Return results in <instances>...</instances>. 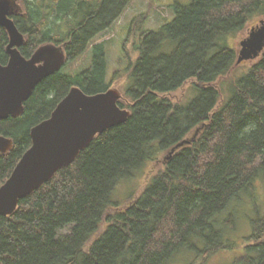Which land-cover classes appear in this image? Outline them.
<instances>
[{"label": "trees", "instance_id": "16d2710c", "mask_svg": "<svg viewBox=\"0 0 264 264\" xmlns=\"http://www.w3.org/2000/svg\"><path fill=\"white\" fill-rule=\"evenodd\" d=\"M20 2L23 12L12 18L26 39L22 55L29 59L54 43L64 48L66 67L132 0ZM259 17L264 0H193L157 30H145L144 20L135 19L128 39L136 57H126L123 69L128 105L119 102L131 116L98 135L73 164L22 199L14 214L0 217V264H179L188 258L187 264H208L234 250L221 222L264 185V54L225 98L224 82L238 60L227 43ZM8 43L0 28L2 65L9 61ZM111 82L106 47L97 44L90 68L46 78L20 117L0 119V135L14 142L11 152L0 154V188L31 148V130L72 88L95 95L110 90ZM187 85L194 99L171 97ZM185 140L190 145L165 158L141 195L120 210L113 202L116 188ZM256 213L233 264H264V216Z\"/></svg>", "mask_w": 264, "mask_h": 264}, {"label": "water", "instance_id": "95a60500", "mask_svg": "<svg viewBox=\"0 0 264 264\" xmlns=\"http://www.w3.org/2000/svg\"><path fill=\"white\" fill-rule=\"evenodd\" d=\"M23 12L17 0H0V28L8 36L7 65L0 64V119L20 117L25 103L46 78L62 70L67 62L64 48L48 43L26 58L20 47L26 42L13 16ZM237 64L256 61L264 54V20L252 27L241 41ZM118 90L88 95L81 88L71 89L51 117L31 130L32 146L23 155L7 182L0 188V217L14 214L22 199L48 183L61 169L73 164L98 135L126 123L131 112L119 106ZM185 140L177 150L190 145ZM14 149L12 139L0 135V154Z\"/></svg>", "mask_w": 264, "mask_h": 264}, {"label": "rangeland", "instance_id": "374dc122", "mask_svg": "<svg viewBox=\"0 0 264 264\" xmlns=\"http://www.w3.org/2000/svg\"><path fill=\"white\" fill-rule=\"evenodd\" d=\"M18 4L22 6L20 0ZM193 0H132L123 15L110 27L107 31L99 35L88 48L86 53L78 58L73 63L68 64L62 70L66 73H79L92 65V49L97 44H104L106 47L107 62H108V82L112 81L113 75L120 72L118 80L111 82V89L118 90L122 95L121 101L128 105L125 98V91L129 85L127 74L123 72L126 69V57L135 54L133 49L132 40L128 39L130 28L135 19L142 18L145 22L143 29L157 30L165 24L173 22L176 17V8L189 7ZM263 17L256 18L244 33H240L228 39L227 47L238 51L241 49V41L248 35L249 30L259 24ZM136 31V30H135ZM133 60V61H134ZM254 61L243 62L237 64L232 70L229 77L223 83L224 96H230L231 86L234 81L240 79L246 74L249 68L253 65ZM118 70V71H117ZM122 70V71H120ZM222 84V83H221ZM192 86L187 85L183 89L174 93L171 97L176 101H189L195 98V93L192 91ZM229 98V97H228ZM128 110L127 108H125ZM164 154L159 161L150 163L145 170L137 172V174L130 180L123 181L115 190L113 194V202L119 204L120 210L127 207L132 201L131 197L134 195L135 199L138 198L146 185L151 181L154 174L161 169L164 160L167 157ZM259 195L247 203L244 207L232 211L223 218L220 228L226 233V240L234 245V250L223 251L214 256L208 264H233L239 256L241 249L246 245V239L252 234V225L250 220L256 219L259 211L261 217L264 216V185H258ZM133 200V199H132ZM112 211H115L112 210ZM225 223V224H224ZM191 260L181 259L179 264H187ZM177 264V262H176Z\"/></svg>", "mask_w": 264, "mask_h": 264}, {"label": "flooded vegetation", "instance_id": "af4514ba", "mask_svg": "<svg viewBox=\"0 0 264 264\" xmlns=\"http://www.w3.org/2000/svg\"><path fill=\"white\" fill-rule=\"evenodd\" d=\"M15 16V15H14ZM7 65V64H6Z\"/></svg>", "mask_w": 264, "mask_h": 264}]
</instances>
